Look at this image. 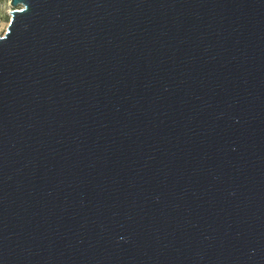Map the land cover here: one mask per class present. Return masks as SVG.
<instances>
[{"label": "water", "instance_id": "obj_1", "mask_svg": "<svg viewBox=\"0 0 264 264\" xmlns=\"http://www.w3.org/2000/svg\"><path fill=\"white\" fill-rule=\"evenodd\" d=\"M0 264H264V0H10Z\"/></svg>", "mask_w": 264, "mask_h": 264}, {"label": "rangeland", "instance_id": "obj_2", "mask_svg": "<svg viewBox=\"0 0 264 264\" xmlns=\"http://www.w3.org/2000/svg\"><path fill=\"white\" fill-rule=\"evenodd\" d=\"M13 7L10 0H0V35L5 34L11 19V10Z\"/></svg>", "mask_w": 264, "mask_h": 264}]
</instances>
